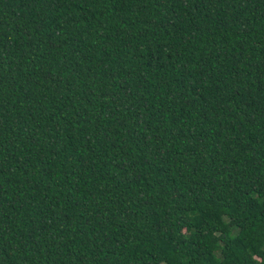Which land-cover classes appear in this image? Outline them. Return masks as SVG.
<instances>
[{
  "label": "trees",
  "instance_id": "trees-1",
  "mask_svg": "<svg viewBox=\"0 0 264 264\" xmlns=\"http://www.w3.org/2000/svg\"><path fill=\"white\" fill-rule=\"evenodd\" d=\"M0 264H264V0H0Z\"/></svg>",
  "mask_w": 264,
  "mask_h": 264
}]
</instances>
